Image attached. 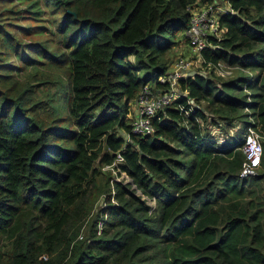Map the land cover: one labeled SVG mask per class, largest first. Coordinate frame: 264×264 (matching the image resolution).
Masks as SVG:
<instances>
[{
  "label": "trees",
  "instance_id": "1",
  "mask_svg": "<svg viewBox=\"0 0 264 264\" xmlns=\"http://www.w3.org/2000/svg\"><path fill=\"white\" fill-rule=\"evenodd\" d=\"M225 1L210 67L178 81L197 107L140 135L188 8L218 0H0V264H264V0ZM236 122L261 137L252 176Z\"/></svg>",
  "mask_w": 264,
  "mask_h": 264
},
{
  "label": "built area",
  "instance_id": "2",
  "mask_svg": "<svg viewBox=\"0 0 264 264\" xmlns=\"http://www.w3.org/2000/svg\"><path fill=\"white\" fill-rule=\"evenodd\" d=\"M216 3L210 4H194L188 8L189 25L186 28L184 35L187 39V43L191 49V57L180 59L172 64L170 71L166 75L159 77V81L167 86L165 91H152L148 86H145L138 95L137 112L131 121V130L135 134L151 135L154 133L153 119L161 109L169 106L175 98L183 96L186 98L185 104L178 106L179 111L185 116L193 111L194 107H197L195 101L186 97L179 91L178 81L182 77H188L195 73L204 74L203 72L196 71L193 64L201 67L202 63L211 65L210 62L205 61L200 56V51L205 48L215 49L218 43L225 33L224 27L219 24ZM221 13V12H220ZM223 62H217L213 65L215 71L220 75L230 76L231 68L222 65ZM210 67V66H209ZM126 139L129 140L128 136ZM261 137L257 128L254 125H248L243 135L242 151L246 158V165L241 170L242 177L252 176L256 173L257 168L261 163L263 148L261 143ZM219 141L223 142V139ZM117 161H121L122 158L118 155ZM115 173V171L113 170ZM114 180L124 182L129 181L127 174L124 171H120V175L115 173ZM102 223L98 224L100 228Z\"/></svg>",
  "mask_w": 264,
  "mask_h": 264
},
{
  "label": "rangeland",
  "instance_id": "3",
  "mask_svg": "<svg viewBox=\"0 0 264 264\" xmlns=\"http://www.w3.org/2000/svg\"><path fill=\"white\" fill-rule=\"evenodd\" d=\"M221 0H218V2H216V5L218 7V9L216 10L217 13H224L226 10H228V4L226 3L225 0H222V2H220ZM201 4H205V3H201ZM45 17H47V15H45ZM187 57H191V49L188 45V43L186 41H181L180 43H178L176 46H174V49H172L171 53H170V59H171V64L175 63L176 61L180 60V59H185ZM11 61L14 62L16 61L14 58H11ZM224 63V62H223ZM222 65H225L229 68H231V75H234V73L236 72V67L229 65L227 63H224ZM194 68L196 71H200L205 73V70H200L199 66H196V64H193ZM206 74H209V72H207ZM228 76H224V78H227ZM137 101H135V104L132 105V115H134V110L137 112ZM245 132V124L242 122H236L234 127L231 128V130H229L228 134L230 135L228 137V140H226V142L230 145H234L240 138H243ZM216 135H218L217 131H213V136L217 137ZM99 204H101V200H99L98 202ZM99 206V205H98Z\"/></svg>",
  "mask_w": 264,
  "mask_h": 264
},
{
  "label": "crops",
  "instance_id": "4",
  "mask_svg": "<svg viewBox=\"0 0 264 264\" xmlns=\"http://www.w3.org/2000/svg\"><path fill=\"white\" fill-rule=\"evenodd\" d=\"M136 113V111L134 110V114Z\"/></svg>",
  "mask_w": 264,
  "mask_h": 264
}]
</instances>
